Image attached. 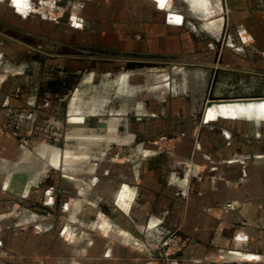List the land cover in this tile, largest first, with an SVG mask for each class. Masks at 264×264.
I'll list each match as a JSON object with an SVG mask.
<instances>
[{"label": "crops", "instance_id": "1", "mask_svg": "<svg viewBox=\"0 0 264 264\" xmlns=\"http://www.w3.org/2000/svg\"><path fill=\"white\" fill-rule=\"evenodd\" d=\"M12 1L28 11L27 0ZM150 1L162 29L188 31L178 46L202 48L159 65L155 130L124 122L123 140L140 148L125 151L122 165L92 164L87 179L76 167L75 217L59 232L0 233L9 239L0 264H264V0ZM16 45L0 29V54ZM9 79L0 74V212L43 185L58 159L39 167L20 149L34 139L35 109ZM142 106L134 114L144 116ZM157 135L171 137L169 150L143 148ZM176 228L188 242L162 261L151 244Z\"/></svg>", "mask_w": 264, "mask_h": 264}, {"label": "rangeland", "instance_id": "2", "mask_svg": "<svg viewBox=\"0 0 264 264\" xmlns=\"http://www.w3.org/2000/svg\"><path fill=\"white\" fill-rule=\"evenodd\" d=\"M12 2L0 0V29L18 45L0 54V74L3 81L7 73L16 75L9 85L20 88V100L35 109L34 139H21L19 147L30 150L39 167L53 154L58 159L43 185L12 198L0 212V233L24 228L59 232L66 218L76 215V167L83 166L87 179L92 164L122 165L125 151L138 150L141 143L123 140L124 122L133 132L145 122H153L155 130L150 115L159 113V65L167 69L188 48L202 47L178 46V40L190 38L188 31L162 29L150 0H27L28 11L20 14ZM127 88L132 92L124 93ZM141 103L144 116L134 114ZM170 138L157 135L143 148L169 150ZM171 236L182 240L174 251L165 243ZM6 240L0 238V246ZM187 242L176 228L151 245L160 260L171 263Z\"/></svg>", "mask_w": 264, "mask_h": 264}, {"label": "built area", "instance_id": "3", "mask_svg": "<svg viewBox=\"0 0 264 264\" xmlns=\"http://www.w3.org/2000/svg\"><path fill=\"white\" fill-rule=\"evenodd\" d=\"M169 241V243H170V249L172 250V251H174V250H176V249H178V244L182 241L181 240V238L180 237H178V236H171V237H168L167 239H166V241H165V243L166 242H168Z\"/></svg>", "mask_w": 264, "mask_h": 264}, {"label": "water", "instance_id": "4", "mask_svg": "<svg viewBox=\"0 0 264 264\" xmlns=\"http://www.w3.org/2000/svg\"><path fill=\"white\" fill-rule=\"evenodd\" d=\"M222 2H223V0H222ZM213 102H222V101H213Z\"/></svg>", "mask_w": 264, "mask_h": 264}]
</instances>
